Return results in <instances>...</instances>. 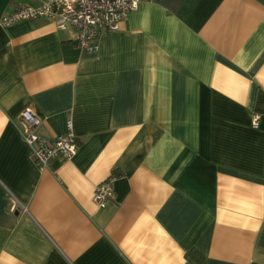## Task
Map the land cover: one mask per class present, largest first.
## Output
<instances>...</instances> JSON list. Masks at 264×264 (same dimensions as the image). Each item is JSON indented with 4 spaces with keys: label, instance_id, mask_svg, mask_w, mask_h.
<instances>
[{
    "label": "crops",
    "instance_id": "0c3cea01",
    "mask_svg": "<svg viewBox=\"0 0 264 264\" xmlns=\"http://www.w3.org/2000/svg\"><path fill=\"white\" fill-rule=\"evenodd\" d=\"M76 32L0 25V264H264V0H142L91 56ZM26 108L71 119V159L36 165Z\"/></svg>",
    "mask_w": 264,
    "mask_h": 264
},
{
    "label": "built area",
    "instance_id": "2783aa9c",
    "mask_svg": "<svg viewBox=\"0 0 264 264\" xmlns=\"http://www.w3.org/2000/svg\"><path fill=\"white\" fill-rule=\"evenodd\" d=\"M142 0H50L43 5L18 4L11 12L0 19L2 27H9L21 20L49 17L59 27L68 25L76 28L75 43L82 54L91 56L99 51V39L105 32L117 31L121 21L131 12L136 11ZM262 113H252V126L258 127ZM42 118L31 108H26L20 116V133L30 147L34 162L41 169L48 166L51 159L60 157L71 159L77 152L78 142L73 132L71 119L67 122V131L54 139H46L37 133ZM112 175L99 183L94 191L93 201L99 206H106L115 198Z\"/></svg>",
    "mask_w": 264,
    "mask_h": 264
},
{
    "label": "trees",
    "instance_id": "16d2710c",
    "mask_svg": "<svg viewBox=\"0 0 264 264\" xmlns=\"http://www.w3.org/2000/svg\"><path fill=\"white\" fill-rule=\"evenodd\" d=\"M187 256L194 264H203V257L197 251L191 250L187 253Z\"/></svg>",
    "mask_w": 264,
    "mask_h": 264
}]
</instances>
